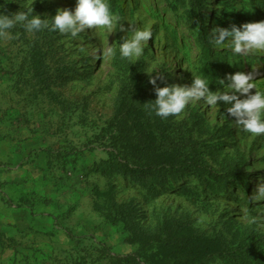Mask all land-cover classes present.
I'll list each match as a JSON object with an SVG mask.
<instances>
[{"label": "rangeland", "instance_id": "obj_1", "mask_svg": "<svg viewBox=\"0 0 264 264\" xmlns=\"http://www.w3.org/2000/svg\"><path fill=\"white\" fill-rule=\"evenodd\" d=\"M109 4L121 18L120 37L119 23L109 34L94 28L75 38L49 30L28 33L16 25L0 37V264H111L129 255L140 260V238L167 224L181 234L241 245L243 256L264 264V201L249 198L264 180V135L238 128L223 101L193 103L178 116L155 115L148 73L153 71L160 87L191 85L195 74L216 91L224 90L218 80L228 74L254 72L264 91V54L240 56L210 44L206 56L187 14L189 0ZM204 5L209 36L214 27L237 25L233 16L246 11L253 18L243 23L264 20V0H206ZM29 7L33 15L53 17L60 8L74 10L76 0H0V12L9 15ZM145 25L153 36L134 64L144 81L139 103L153 126L183 124L218 174L239 172L246 183L237 177L219 185L190 174L144 187L110 166L98 133L114 116L118 96L136 92L129 72L105 53L108 47L119 49L131 27ZM206 58L216 68L214 82L204 72ZM207 264L234 262L215 257Z\"/></svg>", "mask_w": 264, "mask_h": 264}, {"label": "trees", "instance_id": "obj_2", "mask_svg": "<svg viewBox=\"0 0 264 264\" xmlns=\"http://www.w3.org/2000/svg\"><path fill=\"white\" fill-rule=\"evenodd\" d=\"M206 0H189L187 14L193 27L203 41L205 55L211 54L210 36L205 25ZM231 7L230 4H226ZM233 9V8H232ZM234 11V10H233ZM228 13V9H226ZM237 25L252 19L250 11L233 16ZM120 37V28L116 27ZM113 63L129 72L130 84L136 92H122L116 101L115 114L107 127L98 133L99 141L109 154L110 166L116 168L135 184L148 186L157 180H173L186 175L207 176L211 181L223 185L224 181L237 177L244 183L242 174L236 172L229 176L218 174L202 156L201 142L191 141L183 124L155 128L151 119L139 103L144 81L139 76V65L122 58L119 49L114 52ZM205 74L212 80L216 78V68L205 59ZM38 75L43 69L37 70ZM244 173V172H243ZM165 181V180H163ZM242 184V183H241ZM132 213L126 215L130 223ZM141 248L138 256L116 258L111 264H207L215 257L229 259L234 264H263L249 255L243 256L242 246L230 247L218 238H207L198 234L180 233L167 224L162 231H156L140 238ZM142 261V262H141ZM77 264H85L81 261Z\"/></svg>", "mask_w": 264, "mask_h": 264}, {"label": "clouds", "instance_id": "obj_3", "mask_svg": "<svg viewBox=\"0 0 264 264\" xmlns=\"http://www.w3.org/2000/svg\"><path fill=\"white\" fill-rule=\"evenodd\" d=\"M32 12V7L11 15L0 12V37L7 36L9 30L16 25H21L28 33L49 30L68 34L73 38L86 29L94 28H102L109 34L115 30L114 25L121 21L111 10L109 0H76L74 10L60 8L53 17L33 15ZM119 28L123 29V25L120 24ZM129 32L131 35L121 38L119 54L134 64L143 55L153 33L147 25L131 27ZM209 43L220 50L227 47L233 54L240 56L264 52V20L239 26L233 24L230 28L214 27ZM105 54L113 56L114 49L108 47ZM152 72L148 71L149 82L155 86L156 99L151 105L155 115L161 118L178 116L190 104L202 101L208 106H215L223 101L229 105L227 113L234 117L238 128L255 136L264 135V91L255 83L254 72L237 71L228 74L226 80H218L224 90L216 91L210 89L207 78L194 73L191 85L170 84L160 87L157 85V76H152ZM254 88L256 92L253 94L251 90ZM249 198L251 202L264 201V180L257 184Z\"/></svg>", "mask_w": 264, "mask_h": 264}, {"label": "bare ground", "instance_id": "obj_4", "mask_svg": "<svg viewBox=\"0 0 264 264\" xmlns=\"http://www.w3.org/2000/svg\"><path fill=\"white\" fill-rule=\"evenodd\" d=\"M260 55H263L264 54V52H258ZM257 184V183H256Z\"/></svg>", "mask_w": 264, "mask_h": 264}]
</instances>
